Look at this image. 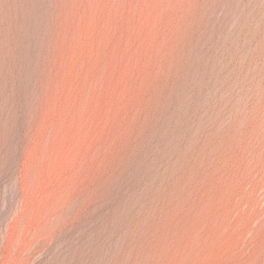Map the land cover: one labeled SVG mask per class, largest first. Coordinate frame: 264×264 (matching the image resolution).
Wrapping results in <instances>:
<instances>
[{"label": "rangeland", "instance_id": "obj_1", "mask_svg": "<svg viewBox=\"0 0 264 264\" xmlns=\"http://www.w3.org/2000/svg\"><path fill=\"white\" fill-rule=\"evenodd\" d=\"M0 264H264V0H0Z\"/></svg>", "mask_w": 264, "mask_h": 264}]
</instances>
